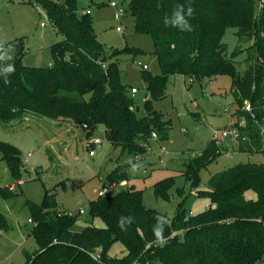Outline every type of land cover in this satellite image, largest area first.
I'll return each mask as SVG.
<instances>
[{
  "label": "trees",
  "instance_id": "1",
  "mask_svg": "<svg viewBox=\"0 0 264 264\" xmlns=\"http://www.w3.org/2000/svg\"><path fill=\"white\" fill-rule=\"evenodd\" d=\"M38 1V0H37ZM28 0L44 9L56 35L62 39L50 46L53 63L49 67L24 64V43H11L0 49V124L6 130L19 119L22 122H71L86 125L89 139L98 126L105 127L106 138L115 147L129 154L145 155L146 143L152 134L165 142L168 122L152 109L147 101V116L138 117L128 87L120 78V55H142L135 48L114 50L106 55L98 39L91 14L78 11L76 0L59 4L52 0ZM195 10L189 18L191 32H182L164 24L175 5H188ZM135 30L149 35L161 75L144 70L147 90L154 100L166 97L170 76H184L192 81L231 78V94L241 108L249 102L255 118L245 113L246 125L240 128L246 140L240 151L264 155V138L257 121L264 118V0H129ZM228 29H235L239 45L253 42L248 66L243 74L234 58L226 56L223 43ZM11 57V59H9ZM14 72L5 71L9 65ZM7 79L8 83H5ZM240 110V109H239ZM240 111L237 121L241 118ZM22 124V123H21ZM20 125V124H19ZM157 135V134H156ZM213 142V141H211ZM214 143V142H213ZM0 153L13 177L22 181L23 159L16 147L0 143ZM211 143L200 156L185 164L184 176L195 186L200 173L220 157ZM125 166H118L109 179L130 181ZM174 181L166 178L154 186L155 197L169 201ZM9 189H2L4 196ZM248 192L256 199L246 198ZM210 200L209 208L197 215H187L184 202L174 218L146 208L143 193L134 186L116 196L99 197L90 203V217L100 218L105 227L88 225L83 232H74L75 220L58 209L56 194L46 190L41 205L30 203L33 225L30 235L37 250L25 253L26 264H261L264 262V163H248L214 175L208 190L199 193ZM182 197V196H181ZM168 220L164 228L165 243H155V217ZM121 217L133 222L118 226ZM163 221H161V225ZM0 230L8 232L6 217L0 213ZM115 243H121L126 254L110 257ZM99 256L100 259H96Z\"/></svg>",
  "mask_w": 264,
  "mask_h": 264
},
{
  "label": "rangeland",
  "instance_id": "2",
  "mask_svg": "<svg viewBox=\"0 0 264 264\" xmlns=\"http://www.w3.org/2000/svg\"><path fill=\"white\" fill-rule=\"evenodd\" d=\"M27 1L0 0V49L22 41L26 48L23 59L26 66L49 67L53 63L50 46L62 37L56 35L44 9ZM52 1L66 3V0ZM37 2L42 5L39 0ZM76 2L80 14L91 11L95 32L108 58L114 55V50L122 51L127 47L144 51L142 55L125 54L116 58L121 70L120 78L128 87L138 117L147 116L146 103L150 101L152 109L168 122L169 139L162 142L150 137L143 143L147 153L133 156L109 142L104 126H98L88 139L82 127L67 121L44 120L38 123L19 119L12 124L16 127L9 131L0 124V143L19 149L24 161L23 185H19L0 153V213L6 217L8 224V232L0 230V264H26L25 253L33 254L37 250L36 242L30 235L33 225L29 220L33 217V211L29 205H41L46 190L56 194L59 212L68 213L74 218L79 216L73 231L83 232L88 225L105 227L100 218L90 217V203L99 198L102 187L99 178L107 180L109 173L118 166L129 164L126 172L131 180L109 179V183L115 184L116 188L108 196H116L134 186L142 191L146 208L174 218L183 202L187 215L197 216L209 208L210 200L200 197L199 193L208 190L211 178L217 173L243 164L264 163L263 154L240 151L238 142L223 140L219 145L211 142L213 133L236 121L239 111L241 117H245L246 107L250 105L246 102L238 108L235 104L230 77L221 76L200 82L184 76H170L166 97L154 100L147 90L143 67L147 66V73L153 76L161 75L162 72L152 38L135 30L129 0ZM110 2H116L117 7H112ZM121 9L125 15L119 18ZM118 27L120 32L117 31ZM236 32L235 29H228L223 43L228 58H232L239 47L241 53L234 61L240 74H243L249 56H255V51L251 49L252 41L239 45ZM131 89H137V94H131ZM94 139H101L103 144L88 149V142ZM208 143L221 154L201 171L200 183L195 186L183 174L185 164L189 159L200 156ZM130 164L139 165L136 173L131 171ZM166 178L174 181L168 192L169 201L157 199L154 192L155 184ZM12 186H15L14 191L10 190ZM2 189H9L7 193L10 196H4ZM246 198L255 200L256 196L248 192ZM80 211L84 214L79 215ZM125 254L126 249L121 243H115L109 251L110 257L122 258Z\"/></svg>",
  "mask_w": 264,
  "mask_h": 264
},
{
  "label": "built area",
  "instance_id": "3",
  "mask_svg": "<svg viewBox=\"0 0 264 264\" xmlns=\"http://www.w3.org/2000/svg\"><path fill=\"white\" fill-rule=\"evenodd\" d=\"M110 5L114 8L117 7V3L116 2H110ZM85 14H91V11L90 10H87L84 12ZM125 15V12L123 9L119 10L118 12V17L121 18ZM117 31L120 32L121 29L118 27L117 28ZM144 70H148V67L147 66H144L143 67ZM137 89H131V94H137ZM245 113L249 116H251L253 119H256L255 118V113L253 111V108L251 107V105H248L246 107V111ZM257 124L259 126V129H260V133L261 135L263 136L264 138V118L262 119V121H257ZM246 125V117H241L240 119H238V121H231L230 125L223 129V130H220V131H216L213 133L212 135V141L216 144L219 145V143L223 140H230L232 142H238L240 143L241 140L245 141L246 140V137L243 136L242 132L240 131V128H243L245 127ZM83 130L85 131H88L89 128L84 125L82 126ZM152 138H155L157 139V135L156 134H152ZM103 144V141L101 139H94L92 141H89L88 144H87V147L88 149H95V148H98L100 145ZM90 152H94L93 151H90ZM31 155L29 154L28 157H30ZM100 179V182H101V190L99 191L98 193V196L103 198V197H106L108 196L110 193H112L115 188H116V185L115 184H110L108 180H105L103 179L102 177L99 178ZM19 185L22 184V182H18ZM11 191H14L15 190V186H12L10 188ZM84 214L83 211H80V214L79 215H82ZM29 223L31 224V221L29 220ZM96 259H100L99 256L96 257Z\"/></svg>",
  "mask_w": 264,
  "mask_h": 264
},
{
  "label": "clouds",
  "instance_id": "4",
  "mask_svg": "<svg viewBox=\"0 0 264 264\" xmlns=\"http://www.w3.org/2000/svg\"><path fill=\"white\" fill-rule=\"evenodd\" d=\"M194 9L191 7L190 3L187 7L184 5L177 4L175 5L174 11L172 12V15L170 17H165L164 24L166 27L171 26L174 28H177L178 30L182 32H191L193 30L192 25L189 23V18L193 16ZM2 59V57H0ZM11 59V57H9ZM14 66L9 65L5 71L9 74L14 72ZM5 83H8L7 79L5 80ZM131 161V158L129 159ZM131 171L133 173H136L138 171L139 165L138 164H130ZM156 224L153 227V234L156 238L155 243L159 245H163L165 243V239L163 236L164 228L168 224V220L166 217L163 216H157L155 217ZM127 220V224L130 225L133 222V219L131 217H121L118 226L123 230L125 228L124 221ZM161 221H163V224L161 225Z\"/></svg>",
  "mask_w": 264,
  "mask_h": 264
},
{
  "label": "crops",
  "instance_id": "5",
  "mask_svg": "<svg viewBox=\"0 0 264 264\" xmlns=\"http://www.w3.org/2000/svg\"><path fill=\"white\" fill-rule=\"evenodd\" d=\"M212 140V139H211ZM20 182H22L23 183V181H20ZM21 185H23V184H21Z\"/></svg>",
  "mask_w": 264,
  "mask_h": 264
}]
</instances>
